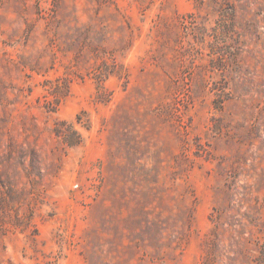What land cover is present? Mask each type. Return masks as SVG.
Instances as JSON below:
<instances>
[{
	"label": "rangeland",
	"instance_id": "rangeland-1",
	"mask_svg": "<svg viewBox=\"0 0 264 264\" xmlns=\"http://www.w3.org/2000/svg\"><path fill=\"white\" fill-rule=\"evenodd\" d=\"M0 264H264V0H0Z\"/></svg>",
	"mask_w": 264,
	"mask_h": 264
}]
</instances>
